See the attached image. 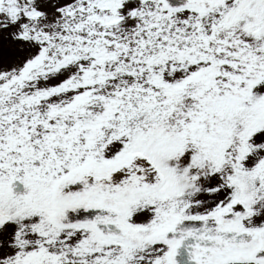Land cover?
I'll return each mask as SVG.
<instances>
[{
    "label": "snow or ice",
    "instance_id": "6c2138e0",
    "mask_svg": "<svg viewBox=\"0 0 264 264\" xmlns=\"http://www.w3.org/2000/svg\"><path fill=\"white\" fill-rule=\"evenodd\" d=\"M0 264H264V0H0Z\"/></svg>",
    "mask_w": 264,
    "mask_h": 264
}]
</instances>
